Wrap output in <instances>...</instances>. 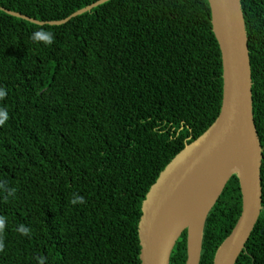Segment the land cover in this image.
<instances>
[{
	"label": "trees",
	"instance_id": "1",
	"mask_svg": "<svg viewBox=\"0 0 264 264\" xmlns=\"http://www.w3.org/2000/svg\"><path fill=\"white\" fill-rule=\"evenodd\" d=\"M0 0V264H141L138 222L167 163L216 119L222 59L208 0ZM255 126L264 147V0H240ZM4 8V9H2ZM44 28L54 42L31 39ZM263 209L235 264H264ZM73 194L84 204L72 205ZM242 210L233 173L203 227L199 264ZM31 229L29 236L17 228ZM187 230L169 264H186Z\"/></svg>",
	"mask_w": 264,
	"mask_h": 264
},
{
	"label": "water",
	"instance_id": "2",
	"mask_svg": "<svg viewBox=\"0 0 264 264\" xmlns=\"http://www.w3.org/2000/svg\"><path fill=\"white\" fill-rule=\"evenodd\" d=\"M104 1L106 0H97L63 19L48 21L2 9L38 24H60ZM208 2L212 29L222 59L220 111L201 135L186 143L167 163L147 191L142 201V213L138 222L141 264H169L172 248L184 229L187 230L186 264H199L206 217L233 173L238 175L241 185L242 210L233 229L217 248L213 264H235L263 209L260 173L264 147L261 145L253 117L252 78L243 11L240 0ZM237 141L243 143L245 147L246 167L244 169L228 167L224 170L217 181L216 196L207 205L198 207L197 211L200 210L202 213L201 220L194 224L192 219L178 220L173 237L161 246L162 223L167 218L175 216L193 174L213 158L226 154ZM192 212L193 209L190 207L186 215Z\"/></svg>",
	"mask_w": 264,
	"mask_h": 264
},
{
	"label": "bare ground",
	"instance_id": "3",
	"mask_svg": "<svg viewBox=\"0 0 264 264\" xmlns=\"http://www.w3.org/2000/svg\"><path fill=\"white\" fill-rule=\"evenodd\" d=\"M247 157L243 143L237 141L232 145L230 150L205 163L200 167L190 179L187 188L182 195L179 209L175 216L167 218L162 223L160 228V245H165L166 242L173 237L176 226L180 220L192 219L193 224L201 220V211H197L198 207L207 205L217 194V181L220 174L230 168L246 167ZM192 207L193 212L187 214V209ZM194 207V208H193ZM177 217V218H176ZM179 220V221H178ZM192 225V229H193Z\"/></svg>",
	"mask_w": 264,
	"mask_h": 264
},
{
	"label": "clouds",
	"instance_id": "4",
	"mask_svg": "<svg viewBox=\"0 0 264 264\" xmlns=\"http://www.w3.org/2000/svg\"><path fill=\"white\" fill-rule=\"evenodd\" d=\"M31 39L37 42H43L44 44H52L54 42V33L51 31H47L44 28H40L37 31L32 33ZM7 96L6 88L0 86V100L4 99ZM9 119V115L6 109L0 108V126H4L7 120ZM0 190H3L7 193L8 196H14L16 189L8 188L6 184L0 182ZM70 203L72 205L84 204L85 200L83 196L79 194H73V198ZM6 227V217L0 216V252H3L5 249V243L3 239V232ZM17 231L24 236H29L31 233V229L24 226L23 224L17 228ZM38 264H45L44 258H39Z\"/></svg>",
	"mask_w": 264,
	"mask_h": 264
}]
</instances>
